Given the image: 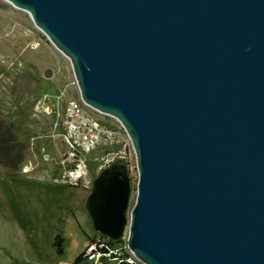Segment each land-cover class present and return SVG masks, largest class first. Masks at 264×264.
<instances>
[{"label":"water","instance_id":"1","mask_svg":"<svg viewBox=\"0 0 264 264\" xmlns=\"http://www.w3.org/2000/svg\"><path fill=\"white\" fill-rule=\"evenodd\" d=\"M4 1L133 142L135 204L116 159L86 199L94 230L144 264H264V0Z\"/></svg>","mask_w":264,"mask_h":264},{"label":"rangeland","instance_id":"2","mask_svg":"<svg viewBox=\"0 0 264 264\" xmlns=\"http://www.w3.org/2000/svg\"><path fill=\"white\" fill-rule=\"evenodd\" d=\"M1 46L9 52L0 50V130L5 127L12 134L6 144L7 149L14 148L9 157L19 156V161L2 158L0 152V264H74L100 235L85 207L92 185L87 189L68 185L56 163L63 138L46 137L49 125L34 111L35 100L44 92L81 100L72 63L27 12L4 0H0ZM13 48L18 51L11 52ZM46 70L52 71L51 78L45 77ZM129 150L132 209L139 175L136 154L131 146ZM47 155L50 162L44 160ZM23 168L28 172L22 173ZM103 169L90 162L87 174L94 178ZM59 233L64 239L62 254L55 246ZM123 239L127 241L126 234Z\"/></svg>","mask_w":264,"mask_h":264},{"label":"built area","instance_id":"3","mask_svg":"<svg viewBox=\"0 0 264 264\" xmlns=\"http://www.w3.org/2000/svg\"><path fill=\"white\" fill-rule=\"evenodd\" d=\"M18 67V66H17ZM18 68H22L18 67ZM21 72L15 70L20 76ZM8 82V80L6 81ZM42 93L35 101L34 111L41 113L49 125L46 137L58 134L63 138L61 155L57 165L63 169L70 187L87 189L93 177L87 174L88 165L94 162L101 169L123 158L132 172L131 152L133 142L123 124L115 117L103 114L81 100H66L64 93ZM51 156L44 157L50 162ZM22 173L28 169L23 168ZM110 238L99 235L94 238L85 253L88 264H138L140 261L128 247L127 241L121 246L113 244Z\"/></svg>","mask_w":264,"mask_h":264},{"label":"trees","instance_id":"4","mask_svg":"<svg viewBox=\"0 0 264 264\" xmlns=\"http://www.w3.org/2000/svg\"><path fill=\"white\" fill-rule=\"evenodd\" d=\"M11 135L12 134H10V131L7 128L5 129V127H1V130H0V137H1L0 138V145H1L0 146V152H1L2 155L5 156V157L2 156V158L8 159V160L9 159H11V160L14 159L15 160V164H17L18 161H19V156L18 157L17 156H14L13 158L12 157L10 158L9 157L10 156V153L14 150V148L10 147V148L7 149V147L9 145H6V144H9V142H11V137H10ZM4 145H6V146H4ZM93 240L94 239L91 240V243L93 242ZM63 241H64V239H63L62 235L60 233L57 234V236L55 238V246L57 247V252L59 254H62L63 253ZM124 242H125V240L122 239V240H119V241H114L113 244L116 245V246H121L122 244H124ZM85 253H86V251L83 252L77 258V260L75 261L74 264H80L83 261H85V258H84Z\"/></svg>","mask_w":264,"mask_h":264},{"label":"crops","instance_id":"5","mask_svg":"<svg viewBox=\"0 0 264 264\" xmlns=\"http://www.w3.org/2000/svg\"><path fill=\"white\" fill-rule=\"evenodd\" d=\"M0 50L3 51V52H5V51L9 52V50L6 49V48H4V46H1V47H0ZM15 50H17V49L13 48V49L11 50V52H13V51H15ZM17 51H18V50H17Z\"/></svg>","mask_w":264,"mask_h":264}]
</instances>
